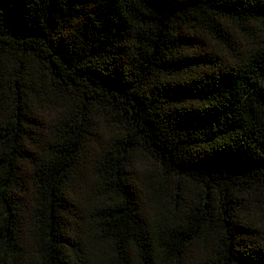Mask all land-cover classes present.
<instances>
[{
    "label": "trees",
    "instance_id": "1",
    "mask_svg": "<svg viewBox=\"0 0 264 264\" xmlns=\"http://www.w3.org/2000/svg\"><path fill=\"white\" fill-rule=\"evenodd\" d=\"M0 264H264V0H0Z\"/></svg>",
    "mask_w": 264,
    "mask_h": 264
}]
</instances>
